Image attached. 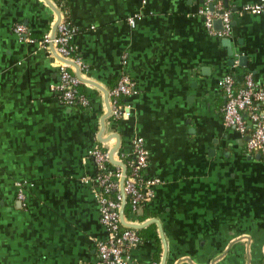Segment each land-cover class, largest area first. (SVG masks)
I'll list each match as a JSON object with an SVG mask.
<instances>
[{
	"label": "crops",
	"instance_id": "0c3cea01",
	"mask_svg": "<svg viewBox=\"0 0 264 264\" xmlns=\"http://www.w3.org/2000/svg\"><path fill=\"white\" fill-rule=\"evenodd\" d=\"M258 1L220 0L221 38L205 30V0H0V264H96L106 230L89 152L129 155L134 139L158 183L144 220L125 216L151 225L132 261L264 264V163L223 126L218 86L227 74L264 84V14L243 10ZM61 20L76 31L88 109L60 103L59 59L40 45ZM124 72L135 93L115 125L108 92Z\"/></svg>",
	"mask_w": 264,
	"mask_h": 264
},
{
	"label": "built area",
	"instance_id": "2783aa9c",
	"mask_svg": "<svg viewBox=\"0 0 264 264\" xmlns=\"http://www.w3.org/2000/svg\"><path fill=\"white\" fill-rule=\"evenodd\" d=\"M145 3L146 0H142V4ZM209 5H212V11ZM243 10L254 15L264 14V0L247 5ZM200 13L205 30L209 34L221 38L230 35L231 12L223 10L220 2L214 4L212 0H205ZM215 20L221 21L222 30L214 29ZM13 32L20 39L27 34L21 24L15 25ZM75 33L70 23L61 20L53 33L43 35L40 45L59 59V83L56 90L60 103L88 109L89 98L78 91L83 84L79 72L84 70V67L71 42ZM74 69L78 71L77 74ZM218 86L224 96L221 109L223 126L246 136V150L259 154L264 163V84L256 83L250 74H246L240 82L227 74L219 81ZM134 93L133 81L126 72L122 73L116 86L108 92L109 116L115 125L131 116V109L125 102L120 103V99L128 98ZM89 155L93 158L96 168V174L91 181L94 186V198L98 203L99 221L106 230V238L97 240L94 244L96 264H139L132 261L131 252L140 245L141 239L131 227L132 223L126 220L123 205H128L129 217L136 219L143 206L152 199L153 187L158 180L144 176L148 166V153L141 140L134 139L129 155L115 151L110 158L109 150L103 151L98 147H94ZM19 198L22 199V196ZM146 264L158 263L153 261Z\"/></svg>",
	"mask_w": 264,
	"mask_h": 264
},
{
	"label": "trees",
	"instance_id": "16d2710c",
	"mask_svg": "<svg viewBox=\"0 0 264 264\" xmlns=\"http://www.w3.org/2000/svg\"><path fill=\"white\" fill-rule=\"evenodd\" d=\"M213 1V3L214 4H216L217 2H219L220 0H212ZM226 8V7H225ZM64 22H66V23H69L68 21H64ZM28 36H30V38L31 39H35V37L34 36H32V35H28ZM34 37V38H33ZM42 37H43V35L42 36H40V40L42 39ZM119 79V78H118ZM117 82H118V80H117ZM117 82H116V84H117ZM116 84H115V86H116ZM115 86H113V88L115 87ZM112 89V88H111ZM78 91L81 93V94H84L85 95V89H84V86H83V84L78 88ZM125 99L126 98H121L120 99V103H124L125 102ZM103 151H105L106 149H102ZM128 172V171H127ZM124 215L125 216H128L129 215V207H128V205H125V207H124ZM144 215H142L141 217H138L139 218V221H143L144 220ZM149 227H151V225L150 226H148V227H146L145 229L144 228H136L135 229V231L138 233V235H139V237H140V239L143 241L144 240V238L143 237H141V234L146 230V229H148ZM152 237H154L155 238V240H157V237H156V235H153Z\"/></svg>",
	"mask_w": 264,
	"mask_h": 264
},
{
	"label": "water",
	"instance_id": "95a60500",
	"mask_svg": "<svg viewBox=\"0 0 264 264\" xmlns=\"http://www.w3.org/2000/svg\"><path fill=\"white\" fill-rule=\"evenodd\" d=\"M224 5H225V7H227V2L225 1L224 2ZM209 9L212 11L213 10V8H212V5H209ZM58 24V23H57ZM57 24H56V26H57ZM56 26H55V28H56ZM213 27H214V29H217L216 31H220V30H222V24H221V21L220 20H215L214 21V23H213ZM228 42V41H227ZM238 61H239V65L240 66H246V58L244 57V56H240L239 57V59H238ZM248 140V138H246V141ZM116 150V148L115 149H113L112 151H110V158H111V156H112V154L114 153V151ZM112 160V159H111ZM112 162H113V160H112ZM113 163H115V162H113ZM117 165H121V164H119V163H116ZM123 208H124V205H123ZM131 227H133L134 229H136V228H139L140 226H131ZM141 228V227H140Z\"/></svg>",
	"mask_w": 264,
	"mask_h": 264
}]
</instances>
